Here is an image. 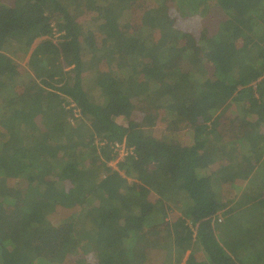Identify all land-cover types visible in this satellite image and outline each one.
Instances as JSON below:
<instances>
[{
    "label": "trees",
    "instance_id": "1",
    "mask_svg": "<svg viewBox=\"0 0 264 264\" xmlns=\"http://www.w3.org/2000/svg\"><path fill=\"white\" fill-rule=\"evenodd\" d=\"M186 252L264 264V0H0V264Z\"/></svg>",
    "mask_w": 264,
    "mask_h": 264
},
{
    "label": "rangeland",
    "instance_id": "2",
    "mask_svg": "<svg viewBox=\"0 0 264 264\" xmlns=\"http://www.w3.org/2000/svg\"><path fill=\"white\" fill-rule=\"evenodd\" d=\"M53 25V23L50 25V27ZM22 65H25L24 63H22ZM135 115H137V114H135ZM133 121V122H139V123H141V124H143V125H141V126H143L144 128L143 129H137L136 131L139 133V132H148L149 130H151L152 131V133L154 134V136H158L159 138H162V137H164L162 134H161V130L163 129L162 127H161V122L159 123V122H157V121H155V120H152V119H150V125H146V124H144L143 123V120H145V118L143 117V116H140V121H138V118H137V116H130V121ZM117 122L120 124V125H125L126 124V119L124 118V117H119L118 119H117ZM149 123V122H148ZM146 128V129H145ZM238 130V127L235 125V127H234V131H237ZM185 130H181V131H179L180 133H179V135H178V139L180 140V142H182L184 145H186V146H188L189 145V137L187 136V134H186V132H184ZM127 149L128 148H123L121 151H120V155L118 154V157L119 158H121L122 156H124L125 154H127L128 153V151H127ZM124 157H122V159H123ZM106 166H108V167H110V168H112L113 170H116L117 169V163H115V161H113L111 164H110V162H108L107 164H106ZM98 167H100V166H98ZM176 217L178 218L179 217V214L177 215L176 213L174 214V215H170V216H168L167 217V222L169 223H171L173 220H175L176 219ZM188 253L189 252H186L185 253V255H184V257L182 258V260H181V264H183L184 263V261H185V259H186V256L188 255ZM158 259V258H157ZM158 262H159V259H158Z\"/></svg>",
    "mask_w": 264,
    "mask_h": 264
},
{
    "label": "built area",
    "instance_id": "3",
    "mask_svg": "<svg viewBox=\"0 0 264 264\" xmlns=\"http://www.w3.org/2000/svg\"><path fill=\"white\" fill-rule=\"evenodd\" d=\"M52 27V30H53V32L55 33V29L53 28V25L51 26ZM56 35H58V34H56ZM71 107H74V109H73V112H74V116L75 117H79L80 115H79V111L76 109V107H75V105L74 104H72L71 105ZM122 145V146H121ZM125 146L123 145V144H117V143H115V148H114V151H116L119 155H120V151L124 148ZM129 149V148H128ZM130 150V149H129ZM128 154V153H127ZM127 154H125L124 156H122V157H125V156H127ZM122 157L121 158H119V161L122 159ZM118 161H115V163H117ZM112 162H110V164H111Z\"/></svg>",
    "mask_w": 264,
    "mask_h": 264
}]
</instances>
